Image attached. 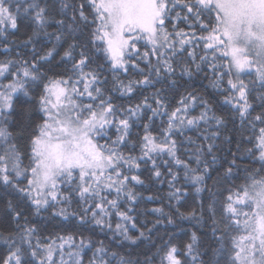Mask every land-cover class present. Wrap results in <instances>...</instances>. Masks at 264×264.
Listing matches in <instances>:
<instances>
[{
    "label": "snow or ice",
    "instance_id": "snow-or-ice-1",
    "mask_svg": "<svg viewBox=\"0 0 264 264\" xmlns=\"http://www.w3.org/2000/svg\"><path fill=\"white\" fill-rule=\"evenodd\" d=\"M22 21L30 22L32 30L17 44L9 37L19 32ZM41 35L53 42L43 54L37 49ZM0 44L6 56L21 46H31L32 55L31 60L20 53L0 60V77L9 81L0 84V223L11 225L0 231L5 245L0 264H83L86 248L93 249L88 264H133L82 235L78 242L73 234L44 236L35 217L50 213L63 221L75 219L82 226L108 229L129 245L150 240L152 229H138L134 207L121 209L120 201L137 202L130 184H144L133 174L142 163L151 164L155 177L163 175L157 157L169 165V197L177 205L188 191L177 186L180 173L172 164L197 194L210 192L206 181L213 171L219 172L214 167L215 142L226 119L216 114L211 100L187 89L169 111L165 93L182 87L184 76L191 78L206 69H211L210 84L223 97L222 103L230 106L233 119L238 117L248 133L251 146L245 151L260 167H246L244 183L227 188L226 195L213 193L223 197L207 209L218 247L209 245L201 251L194 231L188 242L177 245L170 238L155 255L145 254L135 264H155L156 255L159 264H264V0H0ZM197 48L202 55L197 56ZM93 51L103 59L96 67ZM181 54L191 60L178 61ZM59 65L65 71H58ZM105 70L111 73V88ZM133 71L140 78H130ZM156 83L164 87L156 90L151 102L145 96L125 107L112 95L131 98ZM19 92L34 102L39 120L21 110L20 119L10 127L16 112L13 97ZM257 100L261 111L253 115ZM193 106H202L199 115L190 114ZM157 117L166 121L155 130ZM141 120L146 121L142 134L133 139ZM201 122L215 130L203 136L207 143L196 147L190 159L181 158L180 142L174 137L188 128L199 129ZM244 142L237 143L238 150ZM121 146L129 149L127 154ZM137 149L139 154L134 155ZM227 163L217 183L234 176L236 159ZM73 200L79 211H69ZM217 203L220 220L215 219ZM152 212L166 217L168 224L175 223L177 215L197 220L205 215L201 211L198 216L195 209L181 212L180 207L173 214L162 207ZM113 215L119 218L114 228ZM162 222L157 219L155 224ZM129 225L139 234H130ZM209 252L212 259L206 260Z\"/></svg>",
    "mask_w": 264,
    "mask_h": 264
},
{
    "label": "trees",
    "instance_id": "trees-1",
    "mask_svg": "<svg viewBox=\"0 0 264 264\" xmlns=\"http://www.w3.org/2000/svg\"><path fill=\"white\" fill-rule=\"evenodd\" d=\"M180 27H184L183 24ZM32 25L28 21H22L20 24L19 32L15 33L9 37V40H14L17 44L20 43L23 39L26 38V35L31 34ZM48 31H52V28H49ZM83 39H87V36ZM53 42H49L48 38L41 35L39 37V43L37 44V49L41 51L43 54V49L47 47H51ZM66 46V45H65ZM143 50V48H142ZM191 50V49H190ZM58 51L61 52L63 49L58 48ZM16 53H20L21 55L26 54V58L31 60V46L27 49H24L23 46L16 48L14 52L9 53L7 56L3 53L2 44H0V60L6 58H15ZM93 58L95 63L92 67H96L97 64L103 63L102 55L97 54L94 51L92 52ZM197 56L202 55V51L197 48L196 49ZM155 57H152L153 62H155ZM56 60H59L57 56ZM178 61H190L191 58L187 57L184 54H181L177 57ZM54 64L56 61L53 62ZM143 66V62L141 63ZM71 65H68L70 69ZM193 64V68H194ZM58 71H65V68L62 65L57 67ZM105 75L108 76L109 83L107 85L108 88L112 87L111 84V73L105 70ZM179 65L177 64V76H179ZM205 75L208 76V79H205ZM211 69H206V72H202L199 74L193 75L191 78L188 76H184L183 79L180 81L182 87L177 89L176 91H168L165 89L166 98L169 104V111L177 106V101L180 98L181 94H186L187 91H195L196 94L199 96L204 97L205 99H209L213 102V108L216 110L217 115H223L226 119V125L223 129H221V136L216 140V155L218 156V160L215 168L219 169V172L213 171L211 173V179L206 181V185L211 191H205L197 194L195 192L194 186L186 181L183 177V172L180 168L176 167L174 164L171 165L173 171L179 172V183L177 186L183 187L187 189L188 195L184 197V200L181 201V205H177L175 200H171L169 197V192L172 190L169 187V181L171 180V174L168 173L169 165H165L162 162L160 157H157L158 164L160 166V170L163 175L159 178L155 177L151 169V164H143L138 172H134L133 174L140 175L141 179L144 180L143 185L136 184L132 182L130 187L134 192L137 193L138 199L134 205H129L126 200L121 199L120 205L121 209L126 207H134V212L132 215L137 220V228L140 230L145 229H152V233L149 235L151 236L150 240H144L143 242L137 243V245H129L127 242L120 243L119 237H115L112 231L108 229H100L95 227L94 225H80L78 221L75 219H70L69 221H63L59 217H52L50 213H45L43 217H35L36 220L41 221V229L42 234L44 236L52 235L55 236L59 235H66V234H73L77 238V242L79 241L81 235L86 237L92 241L94 245L97 247L102 242L103 245L110 249L111 251H117L121 255H124L126 258H129L135 264L136 260L143 261L144 255H155L157 252V248L165 241H168L170 238L173 243L177 245H182L190 239L192 232H197L198 236L200 237L201 241V251H204L211 245L212 247H218L213 240H212V233H211V219L208 216V204L212 203L213 200L222 201V196H213V193L223 192L226 195V189L232 187L233 185H239L244 183L246 173L244 169L247 168H259L260 162L255 160L249 153L245 151L246 148L250 147L246 142V136L248 135L247 132L241 127L239 123V118L233 119L232 117V110L229 105H225L222 103L223 97L217 95L216 89H214L210 84V79L212 77ZM121 78H125L124 74H121ZM130 78L138 79L140 77L135 76L134 71L130 74ZM245 79H249L245 77ZM9 81L0 77V84H6ZM164 85L161 83H156L154 86H149L144 88L142 91H138L133 97L128 96H121L118 92H112L113 97L115 98V102L120 105H124L125 107L135 105L136 103L140 102L145 96L149 98V102L152 101V97L155 95L156 90L159 88H163ZM258 89L253 92V95L258 94ZM13 103L16 108V112L13 114L9 121V126L13 127V121H18L20 119V112L21 110H27L28 114L30 115L31 119L38 121L39 120V112L36 108L34 102L29 98L24 96L22 92L15 94L13 97ZM255 108L256 111L253 115L257 114L261 111L260 108V101H255ZM202 110V106H193L190 109L191 115H199L200 111ZM161 120L166 121V117H157L155 119V126L158 130V127L161 123ZM146 122L141 120L137 123V125L133 129V139L136 138V134H142V125ZM207 129V131H205ZM215 130L214 128H207L206 125L201 122L199 129L196 128H188L184 131L183 135L177 133L174 137L180 142V147L178 151V155L181 156L183 159H190L192 157V153L196 147H198L201 143L206 144L207 142L203 140V136L207 135L209 132ZM187 137H191L195 143H188ZM228 137L232 138V141L229 142L227 139ZM114 138V137H113ZM242 139H244V143L241 144L239 150L237 149V143H239ZM103 142V141H101ZM121 149L128 153L129 149L124 148L121 146ZM134 155L139 154V149L133 153ZM233 158L236 159V163L238 167L234 168V176L230 178L228 181L220 180L217 183L218 177L223 175L224 168L228 167V161H231ZM163 159H168V157H163ZM223 165V167H221ZM195 166V164H193ZM115 195V193H113ZM153 197L151 200L148 197ZM162 207L166 214H173L175 213V208L180 207L181 212H188L193 209L197 211V215L199 216L201 211H204L205 215L197 220V219H183L180 218L178 215L174 217L175 223L168 224L166 217H161L159 213L152 212L153 208ZM220 204H216L217 215L215 216L216 220H220L219 214ZM79 211V204L76 200H73L69 211ZM112 223L113 228L115 227V223L118 221V217L115 215L112 216ZM157 219H161L163 222L160 224H155ZM155 224V228L153 225ZM223 227V224L219 225ZM11 225L0 223V231H4L5 229H9ZM130 234L138 235L137 229H131ZM155 245V246H154ZM5 251V245L0 242V254ZM83 255V264H88V260L92 258L93 249L86 248ZM159 256H155V264H159ZM206 260L212 259L211 253L209 252L207 256H205ZM115 264V262H113ZM221 264H224L222 261Z\"/></svg>",
    "mask_w": 264,
    "mask_h": 264
}]
</instances>
